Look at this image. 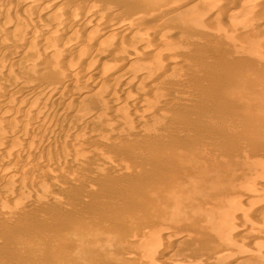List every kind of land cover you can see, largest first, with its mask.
Returning a JSON list of instances; mask_svg holds the SVG:
<instances>
[{
	"label": "bare ground",
	"instance_id": "1",
	"mask_svg": "<svg viewBox=\"0 0 264 264\" xmlns=\"http://www.w3.org/2000/svg\"><path fill=\"white\" fill-rule=\"evenodd\" d=\"M3 1L0 0V2ZM8 1L7 6L4 8L0 7V61L4 62L3 59L6 60V63H1L4 65L0 67V79L2 80V82L0 80V223L11 221L23 211H29V213L39 212L42 209L40 204L43 201L52 203L54 206L61 204L63 200H61L62 196L58 198L59 196L57 195L59 194L56 195L57 198L51 196L33 197L32 195H36V193L39 194L41 186L38 183L41 178L50 179L52 176L68 179L72 178L74 175L73 170H62L57 169L56 167L63 161L73 159L74 156H85L90 152L88 142L84 136H80L79 130L84 126L92 125L93 115H99L101 117V120L99 117L100 127H105L107 124L113 122L116 124V129L120 130L123 135L116 132L113 133L112 137L114 140L116 138L120 139V136L128 137L127 140L131 138L135 139L136 137L138 139V137H140L138 135H141L142 133H139V130L142 131L140 127L144 129V132L146 129L151 130L150 133H142V136L145 137V135L149 136L152 133L160 132L162 129L167 128L168 125L171 126L169 123L171 122L170 117L172 116L169 115H172L171 113L173 112L170 111L171 113L169 114L168 111L169 98H167V96L169 95V89L167 90L166 88L168 85L181 84L183 81L175 77H166V75L161 73V70L167 68L169 65L172 67L182 65L180 59L176 57V53L178 55V52H184L187 43H184L186 46L183 45V43V46L181 43L174 46L173 51H170V49L160 51L162 48H157V44L159 42L158 37H163V33H161L163 30L160 31L161 28L156 25L159 26L161 24L158 22H167L171 18L188 11L191 9L189 3L192 2V0H179L178 4L175 3L174 6L161 11L158 15H152L150 20L146 22L144 19L146 16L131 11L132 9L130 10V7L132 6L130 5V3H132L131 0H126L129 1V3L125 7L123 5L124 0H103V3H100L101 5H97L94 0H82L84 3H81L80 5H77L76 1L75 4H72L71 2L74 1L70 0V2L68 0L64 1V3L70 2L71 4L68 5L67 3V5H64L62 2L64 6L61 8L57 7V2L60 0H14L13 4ZM251 2L252 1L250 0H243L241 3H246L245 5L249 6ZM226 3L227 0H224L222 5H226ZM254 3H257V1H254ZM1 5L3 4L1 3L0 6ZM121 5H123L122 8L124 7V13H121L122 10H119L122 9L120 8ZM252 5L254 10L250 7L249 12L244 13L243 21L248 24L252 23L253 25L257 19L262 20L263 26H259L261 29L258 30L259 32L261 30V36H263L264 8L258 5V3L255 4L257 6H254L252 2ZM125 9H127L126 12ZM17 13L22 14L24 19L10 22V18L13 15L16 16ZM108 13H111L113 17L108 19L107 16V18H105ZM20 14L18 16H20ZM47 21L50 23L46 24ZM187 21L188 23L197 24L195 18L187 19ZM146 23L150 24L147 25ZM75 25H79L83 30H86L87 27H91V30L89 29V33L88 30L85 31L86 33L83 32L85 33L83 35L78 34L80 33L78 31L81 28L78 27L79 29L76 33L74 32L77 28H74ZM223 25L228 26L230 24L225 22L216 26H209L207 30L210 32L219 31L221 27L223 28ZM157 28H160V34L158 33L159 31ZM203 28L206 27L203 26ZM9 32H14V34H11V42L8 45L5 41L8 38ZM256 32L257 30L252 31V34H249L250 36L235 35L236 37H231L229 35L230 37L228 36V40L233 47V54L239 52L241 54V50L245 48L247 43V45H250L249 41H251V44L254 46L251 48L250 45V49H244L246 50L245 53L249 56L257 57L261 51L259 47H257L258 44H254L253 41H255V38L259 42H261L259 39L262 38V41H264V37H261L260 33L258 34L259 38L256 37ZM152 37L155 40L153 39L154 41L152 40V42H150L149 40H151L150 38ZM129 39L132 41H128ZM122 41H125L126 43L122 45ZM161 41H163V39ZM25 43L26 45L24 46ZM120 44L121 46L119 47ZM166 54H168V56ZM109 55H114L119 59L120 56L121 58H124H122V61L114 62L113 58L112 61L108 59L113 57H109ZM144 57L149 58V62L144 63L146 59ZM140 58H144V60H141ZM47 71H50L49 73H52V75L54 74L53 78L50 76L52 79L50 78L46 83L43 82V84H40L41 77L45 75L44 73H47ZM191 71L190 74L192 75V78L193 76H196L197 72L194 65H192ZM46 79L47 78L43 79V81H46ZM77 83H79V86ZM64 87L68 88L66 89ZM63 89L64 91L65 89L67 90L65 91V94L62 93ZM159 93L161 95L160 97L149 99V97H151L150 95ZM144 96H146V98ZM181 100L180 96H175L176 104ZM79 101H83V104L86 103V107L80 112H77L75 111L76 106L81 104V102L79 104L77 103ZM84 101L86 102L84 103ZM190 103L191 99L188 98L186 105H189ZM117 109H119L118 111L121 118H118V120L114 119V121L110 117V114L113 111L116 113L115 110ZM152 112L153 115H156L152 118L156 120L153 124L150 122L152 119L149 120L147 117L148 114H151ZM69 115L70 117H68ZM166 115H168L167 118H165ZM63 118L68 121L66 126H64L62 122L61 124L58 122ZM174 118H176L175 115ZM174 124L176 125V123ZM174 124L172 123V126ZM175 125L172 128H174ZM183 128H185V125L176 126V129L180 134L184 133ZM51 135L60 136V140L57 142L56 146L73 145L72 138L77 136L78 139L75 141L77 143L74 144L76 147L74 150L75 155L66 151L58 154H56L57 152L54 153L53 147L55 145L53 146L51 142L52 139H50L51 144H47L48 138ZM139 139H141V141L147 140V138L142 139V137ZM188 147L189 148H183V150L180 151L175 149L172 144H169V146L162 145L155 148L154 151H152V149V152L163 158L161 162L159 160L162 165V170H158L157 174L147 177L150 181L143 180L142 177V179L139 180V186H143L141 190L137 189V187L133 190L134 187H131L130 185L131 183L134 184V182L135 184L132 186L137 185L136 179L141 175L140 171H138L139 168L133 169L132 167V169H129L130 165L128 164H121L115 160L103 158L101 161L100 172L103 171V169H107V171H112L111 173H113V175L115 174L114 172L128 173L130 176L127 175V178L129 179H127V181H131L129 184L130 186L127 188V182V187L125 188H115V185L113 186L115 188L113 191L117 192L119 195L114 194L115 196H113V199L115 201L110 203V205L116 208L113 219L115 224L118 225L110 228L96 223L97 221L84 226L72 225V234L78 241L77 244L76 241H72L74 240L73 237V239H70L71 241L69 240V242L74 244L72 247L74 258L80 259V256H82L85 259L83 264H91L88 255H90V257H94L95 255L96 257L98 256V258L102 255L104 256L103 261H105L106 264H110V261L114 258V254H112V252L104 251L106 250L105 243L110 235V231H115L117 235H119L127 232L134 233L139 231L138 233H140V231L144 230L146 231L144 235L136 236V239L138 237L140 241L134 249L135 251H138L140 250L139 248H146L145 252L140 256V259L144 264H161V261L158 259L160 261L158 262L156 257L161 253L168 255L170 247L168 245L167 249V247L165 248L161 243L166 239H162L161 242H158L157 239L159 237H167L168 239H171V241L178 242L181 239V234H178L176 231L174 232L177 234H174L173 232L169 234L164 231H160L161 233L155 231L149 233L148 231L151 230H145V225L149 220L147 216V208L149 207L148 200L152 191L160 190L163 192L161 198L168 206L166 211L171 212L172 219L184 220L186 219L185 214H193L194 217L192 219L187 218V220L188 222H191L192 220V222L196 224V222L200 218L202 220V217H205L208 212L203 210L200 204L195 202L197 201L196 197H194L195 194L197 193L198 196L202 195L203 197L207 192L217 188L216 182L222 188L221 193H224L230 188L229 182L225 181V179H223V181L219 179L220 177H223L221 172L228 167L227 162H224L223 165L218 159L206 162L204 161L203 153L199 146ZM127 152L138 160H143L144 155H146L142 152H135L134 154L128 150ZM35 153H40V157L42 156V158L39 161L36 160V162H31V154L33 155ZM150 155L151 152L149 157H153ZM145 158L147 159L146 156ZM146 159H144L143 163H149V161H145ZM180 162L181 164L186 165L184 171V175L187 173L186 179L182 182L175 181L173 178L171 180L170 178L173 174L169 177L166 176L168 167L176 168L173 164ZM55 165L56 167H54ZM134 171L139 173L138 176L137 173H133ZM168 172H170V170ZM93 176L98 177L97 173ZM104 176L99 177L103 178ZM104 178L106 179V176ZM107 181L109 180L107 179ZM107 185L108 183L106 186ZM104 186L105 185H103V187ZM180 187L181 189H187V191L184 193L177 192V189ZM130 188L131 190H129ZM200 188H203L205 191L201 193V191H199ZM229 192H226L224 195H219L215 201L226 205L219 211L218 217H220L221 221L224 220L227 213H235L230 209L239 208L236 206L238 201L235 202V204L231 196L233 191L231 193ZM17 194H20L21 197L20 195L19 198L18 196L13 197V195ZM251 199L255 200L254 203L258 201V203H256L257 205H264V198L257 201V198ZM236 200L237 199H235V201ZM246 200H249L248 202H250V197L240 198L238 205H245L244 203H246ZM253 200H251V202ZM255 210L254 213L259 216V211L257 209ZM165 212H162L159 217L161 221L166 218L164 216ZM251 213L253 214V210ZM243 215L245 216L246 214ZM107 216L108 215L105 214L104 218L107 219ZM229 216L231 215H228V217ZM228 222L230 223L231 221ZM229 225L232 226V224ZM241 225L243 226L242 223L236 225L233 224V226H235L233 227V230H236V227ZM148 227L149 226H147V228ZM89 230L90 233L87 234ZM167 232H169L168 229ZM181 232L183 233V231ZM181 232L179 230V233ZM185 233L186 232H184L183 235ZM190 233L191 234H185L184 236L190 237L188 235H192L193 232ZM39 234L40 232L36 236L38 237ZM61 234L62 236H66L67 233L61 231L59 236H61ZM224 234L225 229L222 231L219 239L217 238V241L208 247L209 251H212L211 248L214 246H218L217 244L231 245V243L227 242V239L224 240ZM116 237L112 242L115 243L116 247L123 248L122 241ZM191 237L195 238L193 235ZM192 238L190 239L191 241ZM19 240H17V244H22ZM231 240L233 239H230V241ZM263 240L264 238L262 239V243L260 241L258 242L260 244L255 242L247 244L244 242L245 245H243L240 242V245L238 243L240 246L237 247L238 249L234 250L235 252H238L233 254L229 253V258L232 255L230 261L236 263L237 261L246 258V255L248 254L254 256L260 250L261 252L263 251L261 255L264 257ZM160 243L162 245H160ZM87 245L89 246L88 248ZM165 245L167 244L165 243ZM60 247L61 246H59V252L61 251ZM89 248L91 250H89ZM134 249L132 250L134 251ZM129 251L130 250L123 253L121 252L116 256V259L114 258L115 261H113L116 264H128V257L130 256L128 255ZM126 255L128 257H126ZM163 256L164 255H162V257ZM134 257L138 256L134 255ZM159 257H161V255ZM167 257L168 256H165L164 258ZM202 258L203 257L188 259L186 263V259L184 258L185 261H183V263L197 264ZM65 259L68 258L66 257ZM164 260L165 259H163L162 264H183L178 260H176L178 263L174 262L175 260H173V262H168L169 260L167 259V261ZM93 261L95 262V260ZM108 261L109 263H107ZM223 262L225 264V261ZM97 263L102 264L101 261Z\"/></svg>",
	"mask_w": 264,
	"mask_h": 264
},
{
	"label": "rangeland",
	"instance_id": "2",
	"mask_svg": "<svg viewBox=\"0 0 264 264\" xmlns=\"http://www.w3.org/2000/svg\"><path fill=\"white\" fill-rule=\"evenodd\" d=\"M7 1L8 0L0 2V4H3L0 7L4 8L7 6ZM9 1L11 4L14 2V0ZM64 1L68 0L58 1L57 7L61 8L65 4L67 5V3L68 5L71 3L75 4V1L77 5L84 3L82 0H73L74 2L69 0L71 3H64ZM94 1L97 3V5H101L103 3V0ZM131 1L132 3H130V5L132 6L130 7V10L132 9L131 11L136 13L138 12L139 14L146 16V18L144 17L146 22L150 20L152 15H158L161 11L169 9L171 6H174L175 3L178 4L179 2V0ZM250 1L253 2L254 6H257L255 4L258 3V5L264 8V0ZM254 1H257V3H254ZM123 2L124 7L129 3V1L126 0ZM223 2L224 0H192V2L189 3L191 9L171 18L167 22H158L161 24L159 26L156 25L157 27L161 28V30L160 28H157L158 31L163 30V32H161L163 33V37H158L159 42L157 45L160 47L157 46V48H162V50L159 49L160 51H163L164 49H170V51H173L174 46L180 43L181 45L183 43V45L186 46L184 43H187L184 52H178V55L176 53V57L180 59L182 65L178 67H172L169 65L167 68L161 70V73L166 75V77H175L183 81L181 84H171L166 88L167 90L169 89V95L167 96V98H169V108L171 106L170 110L168 108V111L169 114L173 112L171 113L172 115H169L173 118L170 117L171 122L169 124H171V126L168 125V129L165 128L166 132L165 129H162L160 132L158 131L157 133L150 134V137L145 135L147 140L141 141L139 138L142 137V139H146L142 135L144 133H150L151 130L146 129L144 132V129L140 127L142 131L139 130V133H144H141V135L139 134L138 136L140 137H138V139L136 137L135 139L131 138L127 140L128 137L120 136V139L116 138L114 140L112 137L113 133L116 132L120 133V135L122 134L120 130L116 129V124H114L112 121L113 123L107 124L105 127H100V116L93 115L92 125L84 126L79 130L80 136H84V138L87 140L90 152L88 151L89 153H87L85 156H74L73 159H70L69 161H63L58 164L57 167L56 165L54 166L57 169L73 170L74 175L72 178H58L55 176H52L50 179L41 178L38 183L41 186L39 194L36 193V195H32L33 197H56V195L59 194L57 195L59 196L58 198L62 196L61 200H63L61 204L58 205L59 207L54 206L52 203H48L47 201H43L40 204L42 209L39 212L29 213V211H23L11 221L0 223V264H83L85 259L80 255V259H75L73 256L74 254L72 253V247L74 244L69 242V240L74 238L72 241H76V244L78 243V241L75 239V236L72 234V227L77 225L84 226L96 221V223L108 226L110 228L118 225L115 224L113 219L116 208L112 207L110 203L115 201L113 199V196H115L114 194H119L113 191V189L117 187L125 188L128 184L127 188H129L131 185V187H134L133 190H135L136 187L137 189L141 190L143 186H139V180L142 179V177L143 180L150 181L147 177H151L157 174L158 170H162V165L160 164L163 159L162 156H158L152 151L162 145L169 146V144H172L175 149L180 151L183 150V148H189L188 146H199L201 152L203 153L204 161L208 162L218 159L222 165L224 162H227L228 167H226L221 172L223 177H220L219 179L221 181L225 179V181L229 182L230 188L224 193H221L222 188L216 182L217 188L207 192L203 197L202 195L198 196L197 193L195 194L194 197L197 199L195 202L200 204L201 208L208 212V214L205 217L203 216L202 220L200 218L196 224L193 223L192 220L191 222H188L187 220V218L192 219L194 217L193 214H185L186 219L184 220H178L175 218L172 219L171 212L166 211L168 206L161 198L163 192L160 190L152 191L148 200L149 207L147 208V216L149 220L145 225V230H151L148 231L149 233L154 231L161 233L164 231L169 234L172 232L174 234H177L176 232L181 234V239L178 242H174L173 240L171 241V239H168L167 237H159L157 239L158 242H161L162 239H166L164 240L165 242L162 241L161 243L165 248L167 247V249L169 245V251L171 252H168V255L159 253L161 257H159V254H157L159 255L156 257L157 260L159 259L161 261L160 262L158 260V262L162 264L163 259H165L164 261L169 260L168 262H173V260H175L174 262L178 263V261H181L183 263V261L186 259V263L188 259L190 260L192 258L203 257L202 259L204 260L201 259L199 262H197V264H207L210 259L212 260H210L208 264H224L223 261H225V264H264V257L261 255L263 251L261 252V250L254 256L252 254L246 255V258H243L239 260L240 262L237 261L236 263H232V261H230L232 255L229 258V253L233 254L238 252H235L234 250L238 249L237 247H239L241 243L243 245H245L244 242L249 244L250 242L258 243L260 241L262 243V239L264 238V205L261 206L256 204L258 203L257 200L264 198V41H262L263 38L259 39L261 42H259L256 38L254 39L255 41H253V43L258 44L257 47H259L261 52L257 57H253L246 54V50H244L250 49V45L251 48L254 46L251 44V41H249L250 45H247L248 43L246 46L244 45L245 48L241 50V54L240 52L233 54V47L228 40L229 35L231 37H236L235 35L250 36L252 34L251 32L255 30H257L256 37L259 38L258 34L260 33L261 36L262 32L261 30L259 32L258 29H261L260 27L263 26V21L260 19L259 21L257 19L258 21L256 20L254 22L255 25L253 23L254 26L252 23L248 24L243 21L244 13L249 12L250 7L252 10H254L252 8V2L250 4L252 6L245 5L246 3H241L243 0H227L226 5L224 6L222 5ZM123 5H121L120 8H122ZM124 7L119 9L122 10L121 13H124ZM126 11L127 9H125V12ZM19 14L17 13L16 16L13 15L14 17L12 16L10 18V22H16L17 20L19 21V19H24V16L22 14L18 16ZM107 16L108 19L113 17L111 13H108L105 18H107ZM192 18H195L198 25L188 23L187 19ZM225 22L229 23L230 25H223L224 29L221 27L219 31L211 32L207 30L209 26H216ZM48 23L50 22L47 21L46 24ZM146 24L149 25L150 23ZM203 26L206 28H203ZM78 27L79 25L74 26V28H76L74 32L77 33L78 29L81 28ZM87 28L86 30L81 28L78 31L80 32L78 34L83 35L87 30L89 33L91 27ZM160 31L158 32L159 34ZM12 33L14 34V32L8 33V38L5 41V43L8 45L11 42V36L13 35ZM262 35L263 36L261 37H264V34ZM150 39L151 40L149 41L152 42L154 38L152 37ZM162 39L163 41H161ZM128 41L132 40L129 39ZM122 42V45L126 43L125 41ZM25 45L26 43L24 46ZM166 55L168 56V54ZM109 57L110 58L108 59L112 61L113 58L114 62L122 61V58H124H121L120 56L119 59L114 55H109ZM114 58H118L119 60ZM144 58L148 60L147 61L145 59V62L143 61L144 63L149 62V58ZM144 58L140 59L144 60ZM3 61L5 62L6 60L3 59ZM4 62L0 61V64ZM4 64H1L0 67ZM192 65L196 67L197 72L196 76L191 78L192 75L190 73L192 72ZM49 72L47 71V73H44L45 75H43L40 79V84H43V82L46 83L51 78L50 76L53 78L54 74L52 75V73ZM44 77L47 78L46 81H43V79H45ZM77 85L79 86V83H77ZM64 88L67 89L68 87ZM66 89L65 91H67ZM65 91L63 89L62 93L65 94ZM176 95L180 96L182 99L177 104L175 102ZM150 96L151 97H149V99H152L155 97H160L161 95L159 93ZM144 97L146 98V96ZM188 98L191 99V103L186 105ZM80 102L81 101L77 103L79 104ZM82 102L79 105L76 103L77 106L75 105V111L80 112L86 107V101H84L85 104ZM79 106L82 108L80 109ZM118 110L119 109L115 110L116 113L113 111L110 114V117L113 120H118V118H121ZM151 114H148L147 116L149 120L156 116L153 115V112ZM174 115L177 119L174 118ZM68 117H70V115ZM167 117L168 115L165 116V118ZM58 122L59 124L62 122V124L66 126L68 121L63 118ZM150 122L153 124L156 122V120L152 119ZM172 123H176V125L174 124V128H172L174 126H172ZM182 125H185V128H183L184 133L180 134L179 131H177L176 126ZM50 139H52V141ZM76 139H78L77 136L72 138L74 144L77 143L75 142L77 141ZM59 140V135H51L48 138L47 144H51L52 142L53 146L55 145L53 147L54 153L57 152L56 154H58L60 152L66 151L71 152L72 155H75L74 150L76 147L74 144L56 146ZM141 147L145 148L143 149ZM127 150L131 151L133 154L135 152L145 153L146 155L143 154L144 159H146V156L148 160L146 159L145 161H149L150 164L146 162L143 163L144 159L138 160L134 156H131ZM150 152L154 158L149 157ZM41 158L42 156L40 157V153H35L33 155L31 154L30 159L32 160L30 161L36 162V160L39 161ZM103 158L115 160L121 164H128L130 165L129 169H132V167L133 169L139 168L138 171H140L141 175H139V177L136 179L137 185L132 186L135 184V182L134 184H130L131 181H127V175L130 176L128 173L114 172L115 174L113 175V173H111L112 171H107V169H103V171L100 172L101 161ZM173 165L176 166V168L168 167L167 172L165 171L166 176L169 177L171 174H173L170 178L171 180L173 178V180L178 182L184 181L187 176V173L184 175L186 165L181 164V162ZM142 169L146 170L147 172ZM169 170L170 172H168ZM96 173L98 177L105 175L106 179L104 178L105 176L103 178L93 176ZM133 173H137V176L139 174L136 171ZM103 179L105 180L102 181ZM107 179L109 181H107ZM107 183L108 185L106 186ZM103 185L105 186L103 187ZM114 185L115 188L113 187ZM129 190H131V188ZM178 191L184 193L187 191V189H181L180 187L177 189V192ZM199 191L203 193L205 190L200 188ZM232 191L233 193L231 196L234 200V203L238 201L237 203L239 204L240 198L242 197H250V202H248L249 200H246V203H244L245 205L243 206L235 203L239 208L230 209L235 213H227L224 220L221 221L220 217H218L219 211L226 205L220 202L217 203L215 201L219 195H224L226 192L231 193ZM19 195L20 194L13 195V197L18 196L19 198ZM251 198H257V202L254 203L255 200ZM235 199L237 200L235 201ZM251 200L253 201L251 202ZM255 209L259 211V216L254 213ZM252 210L253 214L251 213ZM162 212H165L164 216L166 217L163 221L159 219ZM105 214L108 215L107 219L104 218ZM243 214H246V217ZM228 215L231 216L228 217ZM228 221L231 222L229 223ZM241 223L243 226H238L236 227V230H233V227H235L233 224L236 225ZM229 224H232V226ZM147 226L149 227L147 228ZM167 229L169 232H167ZM178 229L180 232H186V235L191 234L190 232H193L192 235L195 238H192V235H188L192 238L191 241L190 237H185V234L183 235L182 232L179 233ZM224 229L226 234H224V240L227 239V242L231 243V245L217 244L218 246H214L211 248L212 251H209L208 247L215 243L217 238L219 239V236L222 234ZM61 231L64 233L66 232V236H62V234L59 236ZM39 232L40 234L37 237L36 235H38ZM114 232L110 231V235L107 239V242L105 243L106 250L104 251L112 252V254H114L113 257L116 259V256H118V254L121 252L123 253L130 250L128 255L132 257H128L126 255V257H128V264H144L141 261L140 256L143 254V252H145L146 248H139L140 250L138 251H135L134 248L140 241L138 237L136 239V236L144 235L146 231L143 230L140 231V233H138L139 231L134 233L127 232L119 235ZM89 233L90 230L87 234ZM115 237L122 241L123 248L116 247L115 243L112 242ZM230 239H233L235 242L233 240L230 241ZM17 240H19L22 244H17ZM161 243L160 245H162ZM165 243L167 245H165ZM59 246H61L60 252ZM88 247L89 246L87 245V248ZM131 248L134 249V251ZM89 250L91 249L89 248ZM134 255H137L138 257H134ZM162 255L164 256L162 257ZM88 256V259L90 260L88 261L91 264L93 260H95V262L93 261V264H96L100 261L102 264L105 263V261H103L104 256L102 255H100L99 258L95 255L94 257L96 258L93 256L90 257V255ZM165 256L168 257L164 258ZM66 257L68 259H65ZM114 258L112 259L115 261ZM113 260L110 261V264H116ZM107 263H109V261Z\"/></svg>",
	"mask_w": 264,
	"mask_h": 264
}]
</instances>
